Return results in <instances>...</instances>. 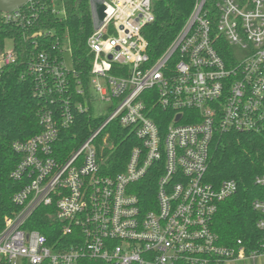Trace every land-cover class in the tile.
<instances>
[{
    "label": "built area",
    "instance_id": "built-area-1",
    "mask_svg": "<svg viewBox=\"0 0 264 264\" xmlns=\"http://www.w3.org/2000/svg\"><path fill=\"white\" fill-rule=\"evenodd\" d=\"M63 19L62 0H48ZM37 1L29 0L4 22L30 26L38 20ZM92 33L86 41L92 61L87 91L65 65L67 37L59 55L39 53L27 65L36 95L48 103L39 111L41 132L14 151L21 159L11 172L26 181L11 198L17 210L3 216L0 261L6 264H229L264 257L245 251L240 241L219 244L213 220L219 205L237 190L233 180L213 186L205 180L209 148L216 134L264 131V0H196L174 40L150 62L142 30L154 20L151 0H89ZM35 32L33 39L53 35ZM12 42V40H11ZM13 49L0 54V68L15 64ZM23 77V76H22ZM95 97L107 103V117H95ZM154 107L169 113L161 132L151 118ZM99 126L67 159L54 147L61 129L77 113ZM129 129L138 144L125 169L101 170L100 151L108 145V127ZM155 176L153 200L142 201L135 185ZM255 184L264 186V176ZM152 192V191H151ZM40 207L59 224V239L28 225ZM149 207L147 210L146 208ZM253 210L264 215V202ZM35 224V221H34ZM256 227L264 232V219Z\"/></svg>",
    "mask_w": 264,
    "mask_h": 264
},
{
    "label": "trees",
    "instance_id": "trees-1",
    "mask_svg": "<svg viewBox=\"0 0 264 264\" xmlns=\"http://www.w3.org/2000/svg\"><path fill=\"white\" fill-rule=\"evenodd\" d=\"M37 1L38 20L30 26H16L4 22L0 13V54L6 40H12L17 56L15 64L0 68V228L3 216L17 210L11 203L12 196L26 183L16 182L10 174L21 157L13 146L23 143L41 132L39 111L48 101L36 95L34 79L26 75L28 62L39 53L59 55L57 42L67 37L71 51L72 67L76 78L71 76L72 89L76 80L87 91L92 57L86 41L92 33V13L89 0H62L65 16L58 19L51 13L48 0ZM217 0H209L213 5ZM154 20L142 30L147 42L150 62L155 61L168 48L188 20L196 0H151ZM54 31L53 35L31 38L39 31ZM23 76V77H22ZM169 113L153 109L151 118L163 132L170 124ZM91 112L77 113L73 124L61 129L54 147L59 161L67 159L99 126ZM108 145L100 151L103 158L101 170L115 175L125 169L129 155L138 140L129 129L116 122L108 127ZM264 176V131L259 133L228 132L216 134L209 148V160L205 180L218 186L224 180L236 183V192L223 201L213 220V231L219 244L234 246L242 243L246 252L259 250L264 241V232L256 227L264 215L253 210L254 201L264 202V186L255 184L257 177ZM155 176L149 175L135 185L136 195L144 202L153 200ZM152 191V192H151ZM149 207L146 208V210ZM46 207L35 213L33 223L28 226L43 234L50 245L59 239V224L44 216ZM35 221V224H34ZM0 264H6L0 261ZM78 264H103L82 259Z\"/></svg>",
    "mask_w": 264,
    "mask_h": 264
},
{
    "label": "rangeland",
    "instance_id": "rangeland-1",
    "mask_svg": "<svg viewBox=\"0 0 264 264\" xmlns=\"http://www.w3.org/2000/svg\"><path fill=\"white\" fill-rule=\"evenodd\" d=\"M12 48V42L11 40H6L5 42V51L11 50ZM64 61H65V65L67 67H70L71 65V59H70V54L69 52H66L64 54ZM95 103L92 107L93 109V115L95 117H107L108 113H107V107L108 104L107 103H101L97 97H95ZM229 264H251L250 262H234V263H229ZM255 264H264V257H259L257 258Z\"/></svg>",
    "mask_w": 264,
    "mask_h": 264
},
{
    "label": "water",
    "instance_id": "water-1",
    "mask_svg": "<svg viewBox=\"0 0 264 264\" xmlns=\"http://www.w3.org/2000/svg\"><path fill=\"white\" fill-rule=\"evenodd\" d=\"M29 0H0V13H12L22 8ZM96 8L92 9L93 18H96Z\"/></svg>",
    "mask_w": 264,
    "mask_h": 264
}]
</instances>
